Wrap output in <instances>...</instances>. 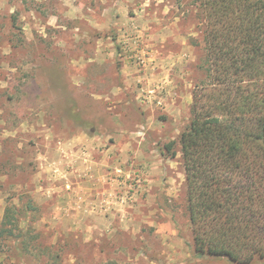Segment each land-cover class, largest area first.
Instances as JSON below:
<instances>
[{
  "label": "rangeland",
  "instance_id": "obj_1",
  "mask_svg": "<svg viewBox=\"0 0 264 264\" xmlns=\"http://www.w3.org/2000/svg\"><path fill=\"white\" fill-rule=\"evenodd\" d=\"M203 2L0 0V264H264L195 252Z\"/></svg>",
  "mask_w": 264,
  "mask_h": 264
},
{
  "label": "trees",
  "instance_id": "obj_2",
  "mask_svg": "<svg viewBox=\"0 0 264 264\" xmlns=\"http://www.w3.org/2000/svg\"><path fill=\"white\" fill-rule=\"evenodd\" d=\"M201 8L207 80L179 141L195 252L262 261L264 0H204ZM175 146L165 147L173 157ZM11 225L6 212L0 240L13 237Z\"/></svg>",
  "mask_w": 264,
  "mask_h": 264
}]
</instances>
